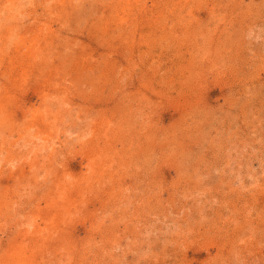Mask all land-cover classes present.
Listing matches in <instances>:
<instances>
[{
    "label": "rangeland",
    "instance_id": "rangeland-1",
    "mask_svg": "<svg viewBox=\"0 0 264 264\" xmlns=\"http://www.w3.org/2000/svg\"><path fill=\"white\" fill-rule=\"evenodd\" d=\"M0 264H264V0H0Z\"/></svg>",
    "mask_w": 264,
    "mask_h": 264
},
{
    "label": "bare ground",
    "instance_id": "bare-ground-1",
    "mask_svg": "<svg viewBox=\"0 0 264 264\" xmlns=\"http://www.w3.org/2000/svg\"><path fill=\"white\" fill-rule=\"evenodd\" d=\"M77 8V7H76ZM188 9V8H187ZM76 11V10H75ZM77 12V11H76ZM180 14V13H179ZM82 16V15H81ZM24 19V18H23ZM12 42V41H11ZM17 42V41H16ZM48 43V42H47ZM31 47V45H29ZM224 47V46H223ZM69 48V47H68ZM222 48V47H221ZM37 50V49H36ZM68 55V54H67ZM35 58V57H34Z\"/></svg>",
    "mask_w": 264,
    "mask_h": 264
}]
</instances>
